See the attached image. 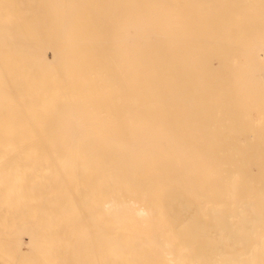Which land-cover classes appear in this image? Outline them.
<instances>
[{
	"label": "bare ground",
	"instance_id": "6f19581e",
	"mask_svg": "<svg viewBox=\"0 0 264 264\" xmlns=\"http://www.w3.org/2000/svg\"><path fill=\"white\" fill-rule=\"evenodd\" d=\"M0 264H264V0H0Z\"/></svg>",
	"mask_w": 264,
	"mask_h": 264
},
{
	"label": "rangeland",
	"instance_id": "374dc122",
	"mask_svg": "<svg viewBox=\"0 0 264 264\" xmlns=\"http://www.w3.org/2000/svg\"><path fill=\"white\" fill-rule=\"evenodd\" d=\"M241 140H242V138H241Z\"/></svg>",
	"mask_w": 264,
	"mask_h": 264
}]
</instances>
